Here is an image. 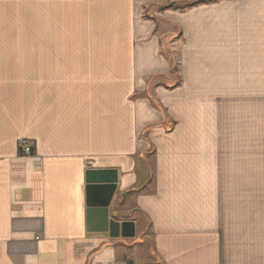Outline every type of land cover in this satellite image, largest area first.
Segmentation results:
<instances>
[{
    "label": "crops",
    "instance_id": "crops-1",
    "mask_svg": "<svg viewBox=\"0 0 264 264\" xmlns=\"http://www.w3.org/2000/svg\"><path fill=\"white\" fill-rule=\"evenodd\" d=\"M165 1L0 0V264H264V0Z\"/></svg>",
    "mask_w": 264,
    "mask_h": 264
},
{
    "label": "water",
    "instance_id": "water-1",
    "mask_svg": "<svg viewBox=\"0 0 264 264\" xmlns=\"http://www.w3.org/2000/svg\"><path fill=\"white\" fill-rule=\"evenodd\" d=\"M87 230L106 233L111 239L135 236L133 221H118L109 216V207L116 191V170H88L85 173Z\"/></svg>",
    "mask_w": 264,
    "mask_h": 264
},
{
    "label": "trees",
    "instance_id": "trees-1",
    "mask_svg": "<svg viewBox=\"0 0 264 264\" xmlns=\"http://www.w3.org/2000/svg\"><path fill=\"white\" fill-rule=\"evenodd\" d=\"M218 0H172V1H165L162 4L158 5H150L147 10H146V17L157 21V17L154 14V11H163L167 9H172L176 11H185L187 9L193 8L195 6H198L200 4H207L211 2H215ZM168 59L172 65L171 72L173 74L177 73V68H176V61L175 57L172 55V53L168 56ZM21 154V153H20Z\"/></svg>",
    "mask_w": 264,
    "mask_h": 264
},
{
    "label": "built area",
    "instance_id": "built-area-1",
    "mask_svg": "<svg viewBox=\"0 0 264 264\" xmlns=\"http://www.w3.org/2000/svg\"><path fill=\"white\" fill-rule=\"evenodd\" d=\"M20 153L22 155H27V156L32 155L33 151H32L31 145L26 141H21L20 142Z\"/></svg>",
    "mask_w": 264,
    "mask_h": 264
}]
</instances>
